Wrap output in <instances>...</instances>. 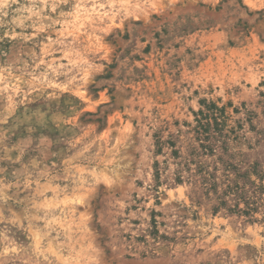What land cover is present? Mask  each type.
Segmentation results:
<instances>
[{"label": "rangeland", "instance_id": "374dc122", "mask_svg": "<svg viewBox=\"0 0 264 264\" xmlns=\"http://www.w3.org/2000/svg\"><path fill=\"white\" fill-rule=\"evenodd\" d=\"M0 264H264V0H0Z\"/></svg>", "mask_w": 264, "mask_h": 264}, {"label": "trees", "instance_id": "16d2710c", "mask_svg": "<svg viewBox=\"0 0 264 264\" xmlns=\"http://www.w3.org/2000/svg\"><path fill=\"white\" fill-rule=\"evenodd\" d=\"M215 109H218L216 108L215 106H213ZM208 113V112H207ZM201 119L199 118V120H197L198 124H199V127L201 128V130H203L204 132L209 128V126L211 125L210 123H205L203 120L204 119H207V118H210V114H206V112H204L203 110L199 112ZM215 123H217V120L215 119ZM199 128V129H200ZM217 129H218V125H217Z\"/></svg>", "mask_w": 264, "mask_h": 264}]
</instances>
